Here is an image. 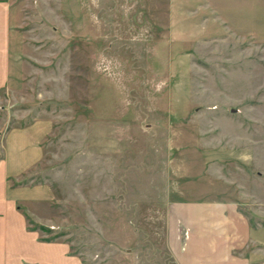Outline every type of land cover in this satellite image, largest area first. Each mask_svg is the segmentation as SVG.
I'll list each match as a JSON object with an SVG mask.
<instances>
[{
    "label": "rangeland",
    "instance_id": "374dc122",
    "mask_svg": "<svg viewBox=\"0 0 264 264\" xmlns=\"http://www.w3.org/2000/svg\"><path fill=\"white\" fill-rule=\"evenodd\" d=\"M9 1L22 73L0 105L44 132L16 182L54 197L35 223L84 264H175L181 202L264 230V0Z\"/></svg>",
    "mask_w": 264,
    "mask_h": 264
},
{
    "label": "crops",
    "instance_id": "0c3cea01",
    "mask_svg": "<svg viewBox=\"0 0 264 264\" xmlns=\"http://www.w3.org/2000/svg\"><path fill=\"white\" fill-rule=\"evenodd\" d=\"M21 20L20 7L0 0V94L13 89L22 73L13 57ZM0 108V264H84L65 239L47 240L51 233L28 224V218L38 221L36 205L54 199L46 183L16 182L42 160L44 132L36 124L9 125V109ZM241 209L235 202L176 203L167 241L175 264H264V230Z\"/></svg>",
    "mask_w": 264,
    "mask_h": 264
},
{
    "label": "trees",
    "instance_id": "16d2710c",
    "mask_svg": "<svg viewBox=\"0 0 264 264\" xmlns=\"http://www.w3.org/2000/svg\"><path fill=\"white\" fill-rule=\"evenodd\" d=\"M28 221L30 223H32L33 225V229H40L44 232H47V233H51L50 236L47 238V240H52V239H55V238H58L61 236V234L59 233H52V229L50 227H45L43 226L42 224H39V223H35L32 219L28 218Z\"/></svg>",
    "mask_w": 264,
    "mask_h": 264
}]
</instances>
